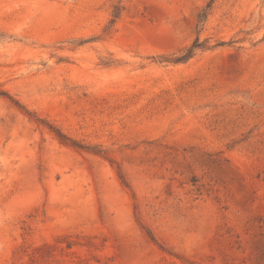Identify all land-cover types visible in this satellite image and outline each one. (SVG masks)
I'll use <instances>...</instances> for the list:
<instances>
[{
  "label": "rangeland",
  "instance_id": "obj_1",
  "mask_svg": "<svg viewBox=\"0 0 264 264\" xmlns=\"http://www.w3.org/2000/svg\"><path fill=\"white\" fill-rule=\"evenodd\" d=\"M0 91V264H264V0H0Z\"/></svg>",
  "mask_w": 264,
  "mask_h": 264
},
{
  "label": "trees",
  "instance_id": "obj_2",
  "mask_svg": "<svg viewBox=\"0 0 264 264\" xmlns=\"http://www.w3.org/2000/svg\"><path fill=\"white\" fill-rule=\"evenodd\" d=\"M204 49V46L202 43L199 42V40L195 41L192 46L184 52V54L177 60L179 62L187 61L191 58H193L196 55L197 50ZM1 96H7V94L3 91H0Z\"/></svg>",
  "mask_w": 264,
  "mask_h": 264
}]
</instances>
